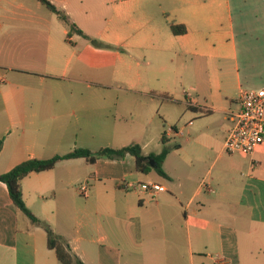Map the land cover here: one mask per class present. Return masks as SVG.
I'll return each mask as SVG.
<instances>
[{
  "label": "crops",
  "instance_id": "obj_1",
  "mask_svg": "<svg viewBox=\"0 0 264 264\" xmlns=\"http://www.w3.org/2000/svg\"><path fill=\"white\" fill-rule=\"evenodd\" d=\"M48 1L85 35L114 49L94 46L76 33L68 36V26L38 0H0V175L30 159L89 149L90 139L109 132L101 130L97 124L101 120L132 117L131 109L119 112L118 101L110 105V95L100 94L102 90L133 96L129 107L136 109L146 97L174 101L172 81L160 78L166 72L163 66L147 76L133 74L111 88L100 84L103 77L118 75L116 58L123 60L127 54L141 66L146 55L157 60L190 57L194 77L190 88L199 92L203 111L196 116L199 108L186 98L193 110L189 124L193 126L194 119L220 120L215 136L210 130L205 135L215 148L204 149L212 153L213 161L202 182L192 189L168 170L167 178H162L170 182L169 187L142 180L140 175L151 173L134 170L131 155L123 165L108 159L95 164L71 159L24 178L25 204L85 264H182L186 260L189 264H264V143L251 156L224 150L241 91L264 81L253 53L257 50L264 60V0H182L173 12L174 24L187 29L181 36L171 29L163 36L152 26L142 0ZM104 5L110 7V16L95 11ZM182 12L191 17L184 18ZM101 19L99 30L87 32L89 22ZM181 85L187 87L188 80L182 78ZM164 133L169 140L175 132L169 128ZM141 148L145 156L152 154ZM181 149L180 145L176 150ZM216 166L222 179L213 176ZM153 182L166 191L141 188ZM84 185L86 193L80 191ZM172 192L177 194L166 195ZM132 194L140 199L138 207L128 204ZM78 195L92 204V212L77 207ZM140 195L155 199L152 209L150 200ZM0 264H61L48 248L45 229L15 207L2 182Z\"/></svg>",
  "mask_w": 264,
  "mask_h": 264
},
{
  "label": "rangeland",
  "instance_id": "obj_2",
  "mask_svg": "<svg viewBox=\"0 0 264 264\" xmlns=\"http://www.w3.org/2000/svg\"><path fill=\"white\" fill-rule=\"evenodd\" d=\"M141 5L149 12L151 25L157 27L159 32L163 36H166L171 33L170 25L175 23L177 20L176 16L173 14L174 10L180 8L183 3L182 0H142ZM95 11L102 14V16H110V7H106V5L97 10L95 9ZM181 14L184 16V18L189 19L191 17L190 14L186 12H182ZM221 20L223 23H226V17L224 18L223 16ZM102 22V19L95 23L89 22L90 25L88 26V29H86L87 32H96L103 25ZM238 32L240 34L239 40L241 42V31L238 30ZM253 53H257L256 70H261L264 72V60H261L257 50ZM122 59L123 60L116 58L115 64L118 75L110 74L107 77H103L99 81L100 84L111 88L126 82L127 78H131L130 76L133 74L140 72L142 75L146 74L147 76L150 73L155 71L157 72L159 68L163 66L166 68V72L160 75V78L172 81L170 92L174 101L162 100L161 102H158L151 101L150 97H146L142 99V105L140 109H136L135 107H129V105L133 103L129 102V100L133 101V96L114 91L113 89L108 90V92L107 90H102L100 94L110 95V105H114L115 102L118 101L119 112L121 109H131L130 112H132V117L117 121H115L113 117L101 120L100 123L97 124H99L101 130H106L107 128L109 132L103 134L100 138L97 137L90 139L88 144H90L91 148L89 149L93 152H97L101 148L106 147L118 149L138 144L140 146H144L145 152L152 153L153 155H159L162 152L164 146H167L171 149V152L167 158V162L163 165V170H168V172L174 174V178L180 182L189 183L193 189L196 184L202 182L206 176V173L212 166V153L210 154V152H206L204 149H214L215 144L207 141L205 135L206 132L210 130L211 133L214 134L213 136H215L216 130L220 125V120L216 117L202 118L200 120L194 119L193 126H190L189 124L188 120L191 117L193 110L186 105V98H192L195 102V105L199 108L197 111L198 113L196 112V116L200 115V112L203 111V103L198 95L199 92L196 89L190 88V86L193 85L192 81L194 79L190 73L192 66L191 58L189 57L186 59L184 57L172 56L157 60L146 55L141 59V66H137L138 61L134 60L130 55L125 54L123 55ZM182 78L188 80L187 87L181 85ZM1 88L2 87H0V91ZM261 88H264V81H258L253 87V89ZM111 111L113 114H115V110L112 109ZM173 127H175L177 130H173ZM169 128H171L175 133L172 134L171 139L169 140L166 136V143L163 144L162 136ZM125 129H133L134 132L125 134L123 132ZM175 145H181L182 149H174L173 147ZM198 157L201 158L198 159ZM102 160H106V158H102ZM108 160L112 162L111 159ZM123 160L124 158L115 159L113 161L123 165ZM186 161L191 162V166L187 164ZM132 166L134 170H136V164L133 163ZM213 176L218 178V180L219 178L222 179V171L219 166H216ZM139 177L142 180L147 178L154 180L155 182H159L160 184L166 185L168 187L170 184V182L163 179L156 170H152L149 177H145L144 175H140ZM136 192L138 193V190ZM174 194L177 193L172 192L170 194L167 193L166 195L172 196ZM203 195L206 194L204 193ZM141 198L150 200L147 203L151 209L153 208L155 202L153 197L150 195H145ZM86 200L87 199L84 197L78 195L76 205L78 208L83 209L88 207L89 211L92 212V208L89 206L92 204ZM128 204L133 208L138 207L140 205V199L138 195L132 194L129 197ZM137 213L138 211H136V214ZM181 222L182 221L179 220V224H181ZM156 228L159 230L162 229V224L158 222L156 224ZM74 232L75 231H73V234ZM186 235V229L183 228L181 233L183 244L186 243ZM205 253H209V251H206ZM177 254V252L173 253L172 259L174 261H176ZM175 263H177V261ZM182 264L189 263H187L186 260L183 261Z\"/></svg>",
  "mask_w": 264,
  "mask_h": 264
},
{
  "label": "trees",
  "instance_id": "obj_3",
  "mask_svg": "<svg viewBox=\"0 0 264 264\" xmlns=\"http://www.w3.org/2000/svg\"><path fill=\"white\" fill-rule=\"evenodd\" d=\"M44 6H46L51 12L56 14L60 20H62L69 28L68 36L76 33L79 34L86 39L90 40L94 46H101L107 49H114V47L110 45H104L98 42L95 39H91L87 35H85L74 23L70 22L68 16L60 11L55 5H53L48 0H38ZM170 29L175 36L185 35L187 33V29L183 24H171ZM173 130H177L173 127ZM166 133L162 136V142L165 144L166 142ZM174 149H179L180 145H175ZM1 149V145H0ZM171 149L167 146H164L162 152L159 155H149L145 156L140 145H130L123 148H101L97 152H93L87 148H76L72 152L66 155H56L49 159H30L24 161L13 168L11 171L0 175V182L4 183L7 186L10 198L15 205V207L20 210L24 215H26L33 224L39 225L43 227L47 233L48 238V248L54 250L59 262L61 264H85L78 256H76L69 244L58 234H56L53 229L47 223L40 220L36 217L31 210L26 206L22 188L21 181L26 178L28 175L32 173H41L45 171H49L54 169L58 163L64 160L71 159H80L84 158L89 163L95 164L98 160L102 158L106 159H123L127 155H131L135 158L136 168L137 170L145 175H148L152 172V170H156L159 175L162 177H167V174L163 170V164L170 154ZM153 160L156 163L155 167H152L150 161Z\"/></svg>",
  "mask_w": 264,
  "mask_h": 264
},
{
  "label": "built area",
  "instance_id": "obj_4",
  "mask_svg": "<svg viewBox=\"0 0 264 264\" xmlns=\"http://www.w3.org/2000/svg\"><path fill=\"white\" fill-rule=\"evenodd\" d=\"M239 101V109L231 114L233 128L225 139L224 150L251 156L264 143V89L242 90ZM141 188L151 193L166 191L155 183L141 184ZM80 191L86 193L87 186Z\"/></svg>",
  "mask_w": 264,
  "mask_h": 264
},
{
  "label": "water",
  "instance_id": "obj_5",
  "mask_svg": "<svg viewBox=\"0 0 264 264\" xmlns=\"http://www.w3.org/2000/svg\"><path fill=\"white\" fill-rule=\"evenodd\" d=\"M150 164H151L152 167L156 166V163L153 160L150 161Z\"/></svg>",
  "mask_w": 264,
  "mask_h": 264
}]
</instances>
